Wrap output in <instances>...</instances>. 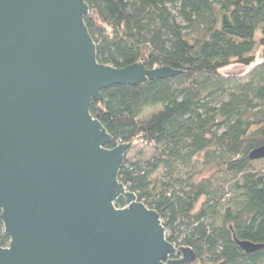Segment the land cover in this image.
Returning a JSON list of instances; mask_svg holds the SVG:
<instances>
[{"label":"trees","instance_id":"trees-1","mask_svg":"<svg viewBox=\"0 0 264 264\" xmlns=\"http://www.w3.org/2000/svg\"><path fill=\"white\" fill-rule=\"evenodd\" d=\"M85 26L99 64L169 68L179 75L113 86L90 114L127 144L118 181L156 211L166 239L192 264H264V174L248 154L264 144L263 0H89ZM259 33L260 58L252 54ZM254 65L225 77L230 65ZM159 108L147 118L146 111ZM141 144L148 160L127 155ZM211 169L208 175L205 170ZM223 174L229 193L214 187ZM123 198L116 208L125 207ZM237 242L261 248L246 254ZM8 237L0 222V247Z\"/></svg>","mask_w":264,"mask_h":264},{"label":"water","instance_id":"water-1","mask_svg":"<svg viewBox=\"0 0 264 264\" xmlns=\"http://www.w3.org/2000/svg\"><path fill=\"white\" fill-rule=\"evenodd\" d=\"M88 1L0 0V222L9 239L0 264H192L158 213L119 183L128 145L110 148L90 114L102 90L179 72L99 64ZM248 159L263 160L264 144ZM119 198L125 207H115Z\"/></svg>","mask_w":264,"mask_h":264},{"label":"rangeland","instance_id":"rangeland-1","mask_svg":"<svg viewBox=\"0 0 264 264\" xmlns=\"http://www.w3.org/2000/svg\"><path fill=\"white\" fill-rule=\"evenodd\" d=\"M260 38V34L257 33L255 35V48L251 55H253L256 59L260 58V51L258 48V41ZM254 67V65L249 67H242L238 64L230 65L227 68H224L220 71V74L225 77H244L246 76L251 69ZM159 110V108L150 109L145 112L142 118H147L150 114L155 113ZM152 150L149 147H145L141 144H137L132 147L130 152L127 155V159L131 161H137V160H148L151 157ZM253 172L258 174H264V159L253 161L251 163V168ZM211 169H207L204 172V175H208L210 173ZM213 186L216 187H222L224 193H229V184L228 179L224 177L223 174L218 175L217 178L213 181Z\"/></svg>","mask_w":264,"mask_h":264}]
</instances>
